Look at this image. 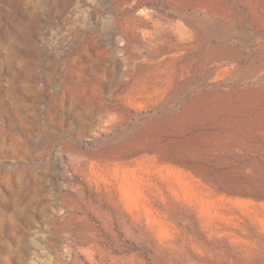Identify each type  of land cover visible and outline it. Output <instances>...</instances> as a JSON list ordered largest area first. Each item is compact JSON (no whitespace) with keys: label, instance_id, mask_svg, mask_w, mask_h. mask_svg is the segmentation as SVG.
<instances>
[{"label":"rangeland","instance_id":"obj_1","mask_svg":"<svg viewBox=\"0 0 264 264\" xmlns=\"http://www.w3.org/2000/svg\"><path fill=\"white\" fill-rule=\"evenodd\" d=\"M0 264H264V0H0Z\"/></svg>","mask_w":264,"mask_h":264}]
</instances>
